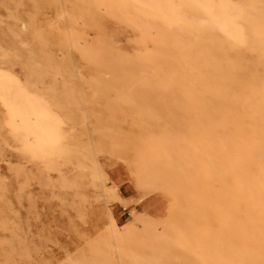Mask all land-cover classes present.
I'll use <instances>...</instances> for the list:
<instances>
[{
	"label": "rangeland",
	"instance_id": "rangeland-1",
	"mask_svg": "<svg viewBox=\"0 0 264 264\" xmlns=\"http://www.w3.org/2000/svg\"><path fill=\"white\" fill-rule=\"evenodd\" d=\"M233 1L249 30L240 47L226 45L222 31L206 26V9L182 3L191 55L171 44L167 22L155 28L153 17L128 1L0 0V69H10L29 88L38 85L64 114L60 173L70 180L54 173L55 189L39 180L0 102V264H264V121L256 111L264 107V0ZM73 28L87 50L70 48ZM120 91L135 101H120ZM116 101L118 112L109 108ZM210 147L237 172L221 179L206 168L204 155L196 186L177 176L181 151L205 154ZM160 148L171 156L174 173L166 186L143 191L136 178L144 156ZM243 167L251 170L246 195L224 196L226 182L232 186ZM176 181L182 189L174 193ZM198 197L217 209L202 218L207 243L194 255L181 236L189 226L181 209ZM227 206L233 213L223 212Z\"/></svg>",
	"mask_w": 264,
	"mask_h": 264
},
{
	"label": "bare ground",
	"instance_id": "bare-ground-1",
	"mask_svg": "<svg viewBox=\"0 0 264 264\" xmlns=\"http://www.w3.org/2000/svg\"><path fill=\"white\" fill-rule=\"evenodd\" d=\"M107 1V0H106ZM111 1V0H110ZM128 1L135 7V9L143 10L145 14L148 16L153 17V23L154 27L157 28V26L160 25V21L163 20L167 22L169 25V32L170 34H173L170 39L171 44L174 45L175 48L178 49L179 52H184L185 54L190 53L193 55V49L192 47L194 44L191 42L192 40L188 38L184 34V29L181 22V8L183 2H196L199 6L206 9L208 16L210 17L209 25L206 24V26H209L212 29L220 30L225 35V43L226 45L231 46L233 42H235L233 45L236 46H243L245 45V42L247 41V32L249 30L244 25L245 20V14L243 12V8L235 3L233 0H121ZM66 3V2H65ZM64 4V3H63ZM107 4V3H106ZM121 6V5H120ZM125 6V5H124ZM186 6V5H185ZM112 7V6H111ZM115 7V6H114ZM116 8V7H115ZM245 8V7H244ZM247 8V7H246ZM64 10V9H62ZM113 10V9H111ZM122 10V9H121ZM65 11V10H64ZM118 11V10H117ZM62 12V11H61ZM60 12V13H61ZM59 13V14H60ZM65 13V12H62ZM69 13H66L67 15ZM65 16L64 14H61L59 18V24L56 25V29L58 32L62 30L61 21L60 19H63ZM33 18V17H32ZM208 18V17H207ZM76 19V18H75ZM74 19V20H75ZM206 21V20H205ZM207 22V21H206ZM205 22V23H206ZM202 23V24H205ZM79 24V23H78ZM257 24V22H256ZM76 25V24H75ZM251 25V24H250ZM34 26V25H33ZM201 26V25H200ZM187 27V26H186ZM250 27V26H249ZM252 27V25H251ZM264 25L262 26V28ZM31 28V26H30ZM33 28V27H32ZM31 28V29H32ZM34 29V28H33ZM36 29V28H35ZM79 29V28H78ZM251 30V29H250ZM255 30V29H254ZM254 30H251L252 33ZM34 31V30H31ZM187 31V30H186ZM192 31V30H191ZM190 31V32H191ZM262 31V30H261ZM79 31H77L76 28H73L71 30L70 35L76 36L75 40L72 38L69 46L70 48L75 50H87L86 48H83L81 45V35L78 34ZM196 32V31H195ZM194 32V33H195ZM80 33V32H79ZM219 33V31H218ZM191 34V33H189ZM254 34V33H253ZM252 34V35H253ZM222 35V34H221ZM223 35V36H224ZM250 36V34H248ZM194 36V35H193ZM196 36V35H195ZM164 37V36H162ZM201 37V36H200ZM198 37L196 36V39ZM250 38V37H249ZM248 38V39H249ZM252 38V36H251ZM258 38V37H257ZM261 38V37H260ZM255 39V38H254ZM199 40V39H198ZM253 40V39H252ZM195 42V41H194ZM199 42V41H198ZM258 42V41H257ZM222 43V40L220 41ZM161 44H167L166 38L165 40H162ZM258 44V43H256ZM196 45V44H195ZM221 45V44H220ZM225 45V44H224ZM262 45V44H261ZM164 46V45H163ZM223 46V43H222ZM228 46V48H229ZM197 47V46H196ZM215 47V46H214ZM221 47V46H220ZM257 46L255 45V48ZM37 48V46H36ZM40 48V47H39ZM45 48V47H44ZM42 49V54L44 57L49 61L53 62L52 56H50L46 49ZM199 48V47H198ZM224 49V47H222ZM242 48V47H241ZM38 49V48H37ZM36 49V51H37ZM90 49V48H89ZM88 49V50H89ZM197 49V48H195ZM210 49V47H209ZM212 49V48H211ZM210 49V50H211ZM51 50V49H50ZM204 50V49H203ZM209 50V51H210ZM227 50V48H226ZM237 50H240L237 48ZM241 49L240 51H242ZM72 51V50H71ZM80 51V52H82ZM90 51V50H89ZM212 51V50H211ZM219 51V50H217ZM161 52V51H160ZM196 52V51H195ZM243 52V51H242ZM37 53V52H36ZM51 53V52H50ZM79 53V52H78ZM84 53V52H83ZM87 53V51H86ZM85 53V54H86ZM91 53V52H90ZM89 53V54H90ZM217 53V52H216ZM226 53V52H225ZM262 53V52H261ZM264 53V51H263ZM39 54V53H38ZM180 54V53H179ZM199 54V53H198ZM227 54V53H226ZM233 54V53H232ZM235 54V53H234ZM40 55V54H39ZM88 55V53L86 54ZM91 55V54H90ZM228 55H231L230 53ZM56 58V55H54ZM181 56V55H180ZM208 56V55H207ZM233 56V55H232ZM38 57V56H37ZM92 57V56H91ZM176 57V56H175ZM231 57V56H230ZM40 58V57H39ZM65 58V57H64ZM87 58V56H86ZM159 58V57H157ZM201 58V57H200ZM205 58V57H204ZM210 58V57H209ZM229 58V57H228ZM237 58V57H236ZM58 59V58H57ZM56 59V60H57ZM66 59V58H65ZM182 59V58H181ZM185 59H187L185 57ZM231 60V58H229ZM234 59V58H233ZM55 60V61H56ZM59 60V59H58ZM157 60V59H156ZM190 60V59H189ZM246 60V59H245ZM183 61V60H182ZM194 61V60H192ZM207 61V60H206ZM216 61V60H215ZM228 61V60H227ZM62 62V60H61ZM186 62V61H185ZM212 62V61H211ZM236 62V61H235ZM42 63V62H41ZM55 63V62H54ZM230 63V62H229ZM33 64V63H32ZM52 63H50L51 65ZM64 64V63H62ZM61 64V65H62ZM170 64V63H169ZM185 64V63H184ZM204 64V63H203ZM217 64V63H216ZM44 65V64H43ZM188 65V64H187ZM214 65V64H213ZM33 66V65H30ZM61 67V66H60ZM214 67V66H213ZM25 68V67H24ZM188 68V67H187ZM31 69V68H30ZM60 69V68H59ZM58 69V70H59ZM67 69V68H66ZM70 69V68H69ZM68 69V70H69ZM40 70V69H39ZM199 70V69H198ZM221 70V69H220ZM31 72V70H29ZM50 71V68H49ZM61 71V69L59 70ZM57 72L58 74L60 72ZM70 71V70H69ZM53 72V71H52ZM71 72V71H70ZM221 72V71H220ZM26 73V71H25ZM37 73V72H36ZM198 73V72H197ZM28 74V73H26ZM57 74V75H58ZM218 74V73H217ZM221 74V73H220ZM31 75V74H30ZM50 75V74H49ZM68 75V74H67ZM66 75V76H67ZM196 75V74H195ZM194 75V76H195ZM65 76V77H66ZM69 76V75H68ZM67 76V77H68ZM36 77V76H35ZM38 77V76H37ZM203 77V76H202ZM223 77V76H222ZM221 77V78H222ZM33 79V77H31ZM64 78V76H63ZM228 78V77H227ZM62 79V78H61ZM69 78H67L68 80ZM133 79V78H132ZM219 79V78H218ZM46 81V79H44ZM66 80V82H67ZM214 80V79H213ZM234 80V79H233ZM33 82V80H31ZM43 81V80H42ZM219 81V80H218ZM224 81V80H223ZM236 82V80H234ZM30 85H31V83ZM49 82L51 80L49 79ZM203 82V81H202ZM234 82V83H235ZM28 83V82H27ZM26 83V84H27ZM124 83V82H123ZM129 83V82H128ZM135 83V82H134ZM198 83V82H197ZM211 83V82H210ZM23 80L19 76H17L14 72H12L10 69L7 68H1L0 69V102L5 107L7 114H9L12 118L13 125L16 129V135L21 138L22 142L25 145V152L26 157L27 155L31 157V160L34 164L36 172L42 177L43 184L46 186H52L53 189L56 188V183H54V173H57V175L62 178V174L60 173L61 165L64 160V148H63V134H62V125L64 124V120L62 119L64 114L59 113L56 108L54 109V106H52L50 100H48L42 92H39V87H32L30 88L26 85ZM51 84V83H50ZM58 84V82H57ZM44 85V84H43ZM52 85V84H51ZM196 85V84H195ZM211 85V84H210ZM49 86V85H48ZM59 86V85H58ZM63 86V85H62ZM130 86V85H129ZM208 86V85H207ZM220 86V84H219ZM64 87V86H63ZM62 87V88H63ZM60 88V87H59ZM61 88V89H62ZM69 88V87H67ZM130 88V87H129ZM223 88V87H222ZM221 88V89H222ZM225 88V87H224ZM65 89V87H64ZM63 89V90H64ZM71 89V88H69ZM123 89V88H122ZM201 89V88H200ZM214 89V88H213ZM43 90V89H41ZM127 90V89H126ZM125 90V91H126ZM194 90V89H193ZM46 91V90H45ZM60 91V90H59ZM67 91V90H66ZM66 91H64L66 93ZM189 91V90H188ZM216 91V90H215ZM225 91V90H224ZM48 92V90H47ZM58 92V91H57ZM56 92V93H57ZM49 93V92H48ZM45 93V94H48ZM59 93V92H58ZM62 93V92H60ZM202 93V92H201ZM218 93V92H217ZM64 94V93H62ZM193 94V93H192ZM223 94V93H222ZM59 95V94H58ZM67 95V94H65ZM47 96V95H46ZM54 97V95H53ZM64 97V96H63ZM52 98V97H51ZM50 99V98H49ZM64 99V98H63ZM118 99L120 101H135L133 98V95L131 92H121L118 95ZM262 99H264V96H262ZM117 100V99H116ZM261 100V99H260ZM259 100V101H260ZM56 101V100H55ZM54 103V102H53ZM65 102H63L64 104ZM68 103V102H67ZM198 104V103H197ZM1 105V104H0ZM55 105V104H54ZM61 104H58V106ZM68 105V104H67ZM1 106V107H3ZM58 106L55 105V107L58 108ZM62 106V105H61ZM64 106V105H63ZM119 106L118 101L111 103L109 105V108L112 111L118 112L117 108ZM4 109V108H3ZM66 109V108H65ZM59 110V109H58ZM254 110V109H253ZM67 111V110H66ZM65 111V113H66ZM255 111V110H254ZM256 111L261 114V121H264V107L260 103L256 106ZM120 113V112H119ZM153 113V112H150ZM62 114V115H61ZM69 114V113H68ZM72 114V113H71ZM70 114V115H71ZM121 114V113H120ZM66 116V115H65ZM69 116V115H68ZM74 118V117H73ZM76 118V116H75ZM65 119V117H64ZM77 121V120H76ZM75 121V122H76ZM260 121V120H259ZM72 122V121H70ZM74 122V121H73ZM261 124V123H260ZM65 125V124H64ZM9 126V125H7ZM6 126V127H7ZM66 126V125H65ZM68 126V125H67ZM262 126V125H260ZM11 127H13L11 125ZM70 128V126H68ZM10 129V127H9ZM264 131V130H263ZM66 132V130H65ZM68 132V131H67ZM10 135V134H9ZM14 135V137L16 136ZM259 136V135H258ZM262 136V135H261ZM67 137H64L66 139ZM260 138V137H258ZM70 139V136L69 138ZM264 139V138H263ZM17 140V139H16ZM261 141V140H260ZM19 142V141H18ZM21 142V141H20ZM69 142V140L67 141ZM261 144V143H260ZM263 144V143H262ZM224 145H226L224 143ZM70 146V145H69ZM257 146V145H256ZM17 147V146H16ZM67 147V146H65ZM264 147V146H263ZM22 149V148H19ZM66 149V148H65ZM183 149V148H182ZM181 148L179 149V151ZM261 150V149H260ZM66 151V150H65ZM257 152V151H256ZM262 152V151H261ZM180 158L177 159V166L178 169L175 173H177V176L180 178H185L186 181L194 186H196V180H197V168L204 171V155L208 158V165H205L206 168L212 169L218 173V175L221 177V179H225V177L231 175V173H236L237 171L235 168H233L232 165H229L225 162L223 156L221 154H216L215 151L210 147L208 150H206L205 154H199L195 151H191L186 148L185 150L180 152ZM259 153V152H258ZM66 154V153H65ZM262 154V153H261ZM23 155V154H22ZM23 156V157H24ZM227 157H230L231 154H226ZM264 157V156H263ZM140 159V158H139ZM30 160V162H31ZM138 160V159H137ZM224 160V161H223ZM144 162V169L137 174L136 178V184L141 190H151V189H157L161 188L163 186H166L168 181L171 179V176L169 173H174L172 170V158L169 156L165 149L158 150L156 153H146L143 159ZM67 164V163H66ZM33 167V168H34ZM191 168L194 170L191 171ZM24 170V169H23ZM251 170L250 168L243 167L242 170H240L237 173L236 181L232 184L229 182H226L225 184V193L224 196H229V198H239V195L244 193L247 189L250 187V182L248 175L250 174ZM36 173V174H37ZM59 173V174H58ZM216 173V174H217ZM65 174V173H64ZM215 174V175H216ZM39 177V176H38ZM40 177V178H41ZM66 177V175H65ZM67 178V177H66ZM63 179V178H62ZM68 179V178H67ZM74 180V179H73ZM179 180V179H178ZM58 181V180H57ZM67 183L68 180L63 179ZM70 181V180H69ZM68 181V182H69ZM222 181V180H221ZM63 183V182H62ZM76 183V181H75ZM42 184V185H43ZM65 184V183H64ZM252 184V183H251ZM43 185V186H44ZM72 186V185H71ZM65 187V186H64ZM175 190L180 191L182 188L180 187L178 181H176L175 185L172 186ZM66 189V187H65ZM59 190V189H58ZM252 190V189H250ZM261 190V188H260ZM254 191V190H253ZM223 192V191H222ZM250 192V191H249ZM249 192H247L248 196H250ZM264 192V191H263ZM243 194V196H244ZM180 195V194H179ZM246 195V194H245ZM252 195V194H251ZM255 196V195H254ZM219 198V197H218ZM217 198V199H218ZM243 198V197H242ZM241 198V199H242ZM261 198V197H260ZM194 199V198H193ZM191 199V201L193 200ZM216 199V200H217ZM222 199V198H220ZM219 199V200H220ZM258 199V198H257ZM237 200V199H236ZM235 200V202H236ZM189 201V200H188ZM232 201V200H231ZM254 201V200H253ZM252 201V202H253ZM260 201V200H259ZM263 201V200H262ZM261 201V202H262ZM234 202V201H233ZM239 201H237L238 203ZM218 203V202H217ZM227 203V202H226ZM232 203V202H231ZM264 203V202H263ZM220 204V203H219ZM235 204V203H234ZM240 204V202L238 203ZM242 204V203H241ZM256 204V203H255ZM258 204V203H257ZM216 204L212 203V200H202L200 197L193 200V202L186 203V206H184L181 211L182 214L185 216L189 226L186 228H182L181 230V236L184 240L186 248L193 253L194 255H199L200 249H203L205 244L207 243L206 234H204L205 230L201 229V223L203 224L202 218H206L208 212L211 210H216L217 206ZM237 205V204H236ZM262 205V204H261ZM260 205V206H261ZM234 206V205H233ZM254 206V205H251ZM259 206V208H260ZM219 207V206H218ZM221 207V206H220ZM225 207V206H224ZM223 207V208H224ZM228 207V206H227ZM236 206H234L235 208ZM257 207V206H256ZM263 207V206H262ZM261 207V208H262ZM222 208V207H221ZM242 208V207H241ZM258 208V207H257ZM256 208V209H257ZM225 209V208H224ZM248 209V208H247ZM221 210V209H220ZM237 210V207H236ZM218 211V210H217ZM226 211V212H225ZM223 211L226 213V215L233 213L232 207H228ZM242 211V210H241ZM261 211V210H260ZM218 212V213H223ZM264 212V211H263ZM214 213V212H213ZM134 214V212H132ZM215 214V213H214ZM219 214V217L221 215ZM224 215V214H223ZM232 215V214H231ZM236 215V214H235ZM238 215V214H237ZM218 217V218H219ZM225 217V216H223ZM238 217V216H237ZM240 217V216H239ZM223 219V218H222ZM231 219V218H230ZM234 219V218H233ZM232 220V219H231ZM223 221V220H222ZM241 221L242 218H241ZM112 225L115 229V231L118 230V223L112 219ZM221 222V221H220ZM225 222V221H224ZM223 223V222H221ZM232 223V221H231ZM240 224V223H239ZM231 225V224H230ZM229 225V226H230ZM242 226V223H241ZM240 227V226H239ZM245 227V226H244ZM229 228V227H228ZM231 228V226H230ZM205 229V227H204ZM243 229V228H242ZM228 230V229H227ZM240 230V229H239ZM229 231V230H228ZM233 231V230H230ZM229 231V232H230ZM243 231V230H242ZM241 231V232H242ZM201 232V233H200ZM203 232V233H202ZM237 233V232H236ZM235 233V234H236ZM239 233V232H238ZM219 234V233H217ZM232 234V233H231ZM223 235V234H222ZM225 236V235H223ZM218 237V235H217ZM230 237V236H229ZM234 237V236H233ZM227 238V237H226ZM215 239V238H214ZM213 239V240H214ZM221 239V238H220ZM230 240V239H229ZM217 241V240H216ZM226 242V240H225ZM100 243L99 241L97 244ZM106 243V242H104ZM96 244L97 249L98 245ZM101 244V243H100ZM209 244V243H208ZM101 246V245H100ZM104 246V244H103ZM94 247V248H96ZM223 247V245H222ZM107 248V246L105 247ZM225 248V247H224ZM96 251L95 249H93ZM214 250V249H213ZM217 249H215L216 251ZM106 252V250H103ZM110 251V250H109ZM101 252V251H100ZM226 251H224L225 253ZM95 253V252H94ZM96 254V253H95ZM99 255V252L97 253ZM107 254V253H105ZM217 254V253H216ZM211 255V254H210ZM218 255V254H217ZM106 256V255H105ZM205 256V255H204ZM251 257V256H250ZM96 258V257H95ZM104 258V257H103ZM210 259V258H209ZM246 259V258H245ZM105 259H103L104 261ZM248 260V258H247ZM258 260V259H256ZM106 261V260H105ZM109 261V260H108ZM107 261V262H108ZM211 261V260H210ZM229 261V260H226ZM250 261V260H249ZM262 261V260H261ZM98 262V261H97ZM111 262V260H110ZM216 262V261H215ZM230 262V261H229ZM248 262V261H247ZM258 262V261H257ZM256 262V263H257ZM102 263V262H101ZM104 263V262H103ZM109 263V262H108ZM227 263V262H226ZM246 263V262H245ZM255 263V264H256ZM261 263V262H260ZM264 263V262H262ZM9 264V262H8ZM78 264V263H77ZM105 264V263H104ZM110 264V263H109ZM112 264V263H111ZM216 264V263H215Z\"/></svg>",
	"mask_w": 264,
	"mask_h": 264
}]
</instances>
